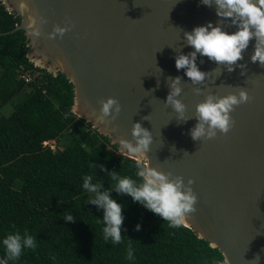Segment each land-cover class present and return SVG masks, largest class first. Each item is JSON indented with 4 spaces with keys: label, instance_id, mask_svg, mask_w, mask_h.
<instances>
[{
    "label": "water",
    "instance_id": "water-1",
    "mask_svg": "<svg viewBox=\"0 0 264 264\" xmlns=\"http://www.w3.org/2000/svg\"><path fill=\"white\" fill-rule=\"evenodd\" d=\"M1 1L20 17L10 32H24L29 61L72 83L76 116L118 149L120 138L132 139L133 121L140 122L153 135L148 156L121 153L179 175L185 183L193 180L196 210L184 225L220 250L225 264H264V65L250 60L254 41L238 61L243 69L229 72L198 55V67L212 75L193 85L184 69L176 68L174 57L192 51L183 31L218 22L214 5L200 0ZM38 24L40 35H31ZM56 26L68 27L50 39ZM169 76L181 77L178 98L186 105V121L177 120L164 103ZM196 87L201 93L194 92ZM240 88L250 99L234 106L232 127L226 133L218 130L213 138L193 140L189 129L196 123L195 105L208 92L238 94ZM110 96L121 110L115 120L102 124L98 101ZM257 255L259 261L253 260Z\"/></svg>",
    "mask_w": 264,
    "mask_h": 264
},
{
    "label": "trees",
    "instance_id": "trees-1",
    "mask_svg": "<svg viewBox=\"0 0 264 264\" xmlns=\"http://www.w3.org/2000/svg\"><path fill=\"white\" fill-rule=\"evenodd\" d=\"M19 23L0 0V239L25 229L36 238L34 249L9 264H225L220 250L191 228L171 227L115 191L111 196L124 217L122 240L103 238V210L88 202L93 194L82 189L83 176L93 175L106 190L111 171L139 180L136 165L143 162L118 152L71 111L72 83L29 61L24 32H10ZM67 212L72 221L63 218ZM129 245L133 260L126 258Z\"/></svg>",
    "mask_w": 264,
    "mask_h": 264
},
{
    "label": "clouds",
    "instance_id": "clouds-1",
    "mask_svg": "<svg viewBox=\"0 0 264 264\" xmlns=\"http://www.w3.org/2000/svg\"><path fill=\"white\" fill-rule=\"evenodd\" d=\"M200 3L208 7L214 5L215 13L220 19L215 24L209 21L193 27L191 31H183V38L186 44L191 46L192 51L187 54L178 52L174 57L176 68L178 70L183 68L185 75L190 78L193 85L203 83L212 75L211 71H202L198 67L196 63L198 55L207 57L215 62L218 68L223 67L229 72L235 67L243 69L245 66L239 64L238 61L243 59V51L248 47L250 40L254 41L250 60L264 65V0H200ZM67 27L56 26L49 38L57 34L63 35ZM233 27L234 31H228V28ZM31 35H40L39 24ZM36 63L39 64L40 60H36ZM160 72L162 73L161 69ZM241 74L243 75V72ZM166 81H169V92L164 103L170 105L177 113V120L186 121L190 118L186 116V105L178 98L182 92L181 77L169 76ZM201 91L199 87L194 88L197 94ZM249 99L247 91L243 88L238 90V94L231 92L221 96L208 92L204 99L195 105L193 117L196 123L189 129L191 138L193 140L210 139L217 135L218 130L226 133L234 123L230 115L234 106ZM98 103L100 123L107 124L115 120L121 110L118 100L110 96L100 99ZM131 137L130 140L124 138L118 140V152L135 154L141 159L148 156L147 153L153 140L152 132L143 127L140 122L133 121ZM126 156L143 162V164L136 165V176L139 180L127 175L122 176L113 170L109 173L112 181L110 188L101 190L102 183L100 181L94 183L93 175L87 174L82 178V189L93 194L89 196L88 202L103 210L101 221L103 238L106 241L111 240L113 244H119L123 236L121 232L124 221L122 205L112 198V191L129 195L133 202L167 221L171 227L184 225L188 215L196 210L197 196L191 187L193 180L189 178L185 183L183 177L179 175L145 166L144 161ZM63 218L68 221L73 220L71 212L65 213ZM135 227L139 230L140 224H136ZM0 245L3 246L5 253L3 257H0V264H9V262L18 260L24 250L34 249L36 238L26 229L23 233L14 231L0 239ZM126 258L134 259L131 245L127 248ZM253 260L259 261V255Z\"/></svg>",
    "mask_w": 264,
    "mask_h": 264
},
{
    "label": "rangeland",
    "instance_id": "rangeland-1",
    "mask_svg": "<svg viewBox=\"0 0 264 264\" xmlns=\"http://www.w3.org/2000/svg\"><path fill=\"white\" fill-rule=\"evenodd\" d=\"M5 109H7L6 110V112L8 113V112H10V110H11V104L9 103V104H7V106L5 107ZM47 144H51V146H52V148L54 147V143H53V141H49V142H46ZM45 143V144H46Z\"/></svg>",
    "mask_w": 264,
    "mask_h": 264
},
{
    "label": "built area",
    "instance_id": "built-area-1",
    "mask_svg": "<svg viewBox=\"0 0 264 264\" xmlns=\"http://www.w3.org/2000/svg\"><path fill=\"white\" fill-rule=\"evenodd\" d=\"M27 79H28V78H27ZM27 79H26V80H27Z\"/></svg>",
    "mask_w": 264,
    "mask_h": 264
}]
</instances>
